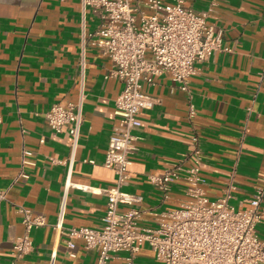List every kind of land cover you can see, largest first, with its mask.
<instances>
[{
    "label": "crops",
    "instance_id": "obj_1",
    "mask_svg": "<svg viewBox=\"0 0 264 264\" xmlns=\"http://www.w3.org/2000/svg\"><path fill=\"white\" fill-rule=\"evenodd\" d=\"M145 1V0H140ZM165 5L174 0H161ZM185 5L209 13V22L222 31L232 51L213 54L198 65L183 91L169 74L147 89L155 98L142 109L137 139L124 190L140 195V224L155 227L161 212L188 200L186 180L163 190L148 179L166 169L193 163L191 140L199 135L204 188L210 199L231 192L229 203L250 207V199L264 185V0H185ZM82 0H0V264H96V250L74 238L67 245L68 228H101L107 196L103 189L116 180L104 166L111 129L117 120L115 101L123 88L118 79H106L111 59L88 42L84 73ZM87 31L99 20L91 10ZM84 74V124L72 173V183L91 186L67 191L62 226L60 204L65 193L71 137L67 128L54 135L45 113L51 105H66L79 97ZM194 105V118L189 115ZM28 163H23V152ZM90 160H94L91 163ZM27 175V176H25ZM44 215L46 224L31 231L33 251L17 257L16 237L25 233L17 207ZM126 207L122 206L121 210ZM264 240V215L258 225ZM75 256H71L70 253ZM120 252L112 264H127ZM134 264H163L143 243Z\"/></svg>",
    "mask_w": 264,
    "mask_h": 264
},
{
    "label": "built area",
    "instance_id": "obj_2",
    "mask_svg": "<svg viewBox=\"0 0 264 264\" xmlns=\"http://www.w3.org/2000/svg\"><path fill=\"white\" fill-rule=\"evenodd\" d=\"M91 10L99 23L93 32L87 31V14ZM82 50L80 64L84 73L88 42L111 61L106 79L123 83L115 101L117 120L112 126L104 166L116 175L114 184L103 189L107 205L101 228L71 226L67 245L75 248L74 238L82 239L86 249L96 250V264H112L117 253H126L127 264L134 258L143 243H148L158 261L163 264H264V240L257 227L264 215V185L258 187L250 199V207L237 209L229 203L230 190L225 195L210 199L202 174V149L199 135L191 140L193 163L166 169L161 174H150V182L167 196L172 183L186 180L188 200L170 211L159 214L157 225L140 224L142 210L137 207L140 195L124 190L130 177L132 153L137 136L134 131L142 126L140 112L156 104L147 89L155 79L169 74L183 91H190V79L213 54L232 51L224 45L222 31L209 22V13L197 11L185 0H174L165 5L161 0H82ZM84 74L79 97L66 105L56 103L45 116L53 134L67 128L71 137L65 193L60 204L62 226L66 209L67 191L76 186L94 191L91 186L72 183V173L84 124ZM196 113L191 105L189 115ZM32 152L24 150L23 163ZM94 163V160H90ZM27 176V175H25ZM6 192L0 191V201ZM125 206V210L121 207ZM25 233L13 241L14 253L23 257L33 251L31 231L46 224V218L23 205L17 207ZM75 256L74 253H70ZM51 264H54V258Z\"/></svg>",
    "mask_w": 264,
    "mask_h": 264
}]
</instances>
